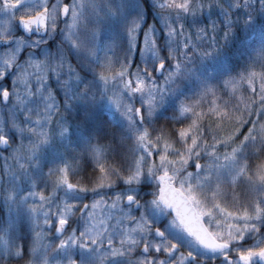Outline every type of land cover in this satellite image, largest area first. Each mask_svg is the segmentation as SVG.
I'll return each instance as SVG.
<instances>
[{
  "label": "snow or ice",
  "instance_id": "snow-or-ice-1",
  "mask_svg": "<svg viewBox=\"0 0 264 264\" xmlns=\"http://www.w3.org/2000/svg\"><path fill=\"white\" fill-rule=\"evenodd\" d=\"M0 114V264H264V0H0Z\"/></svg>",
  "mask_w": 264,
  "mask_h": 264
},
{
  "label": "rangeland",
  "instance_id": "rangeland-1",
  "mask_svg": "<svg viewBox=\"0 0 264 264\" xmlns=\"http://www.w3.org/2000/svg\"><path fill=\"white\" fill-rule=\"evenodd\" d=\"M0 115H2V114H0ZM5 155H6V153H5ZM0 163H2V161H0ZM6 212H7L6 209L0 207V214H5Z\"/></svg>",
  "mask_w": 264,
  "mask_h": 264
},
{
  "label": "trees",
  "instance_id": "trees-1",
  "mask_svg": "<svg viewBox=\"0 0 264 264\" xmlns=\"http://www.w3.org/2000/svg\"><path fill=\"white\" fill-rule=\"evenodd\" d=\"M243 131H247V128H244Z\"/></svg>",
  "mask_w": 264,
  "mask_h": 264
}]
</instances>
